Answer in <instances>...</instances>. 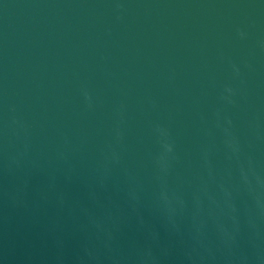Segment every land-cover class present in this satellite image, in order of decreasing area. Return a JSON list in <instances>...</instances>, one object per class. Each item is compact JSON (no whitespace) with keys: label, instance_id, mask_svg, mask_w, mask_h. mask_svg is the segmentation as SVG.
<instances>
[{"label":"water","instance_id":"95a60500","mask_svg":"<svg viewBox=\"0 0 264 264\" xmlns=\"http://www.w3.org/2000/svg\"><path fill=\"white\" fill-rule=\"evenodd\" d=\"M0 264H264V0H0Z\"/></svg>","mask_w":264,"mask_h":264}]
</instances>
